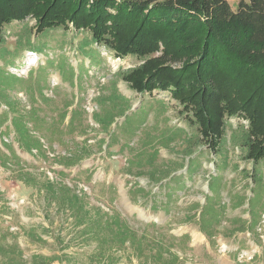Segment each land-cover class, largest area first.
Listing matches in <instances>:
<instances>
[{
	"label": "trees",
	"instance_id": "trees-1",
	"mask_svg": "<svg viewBox=\"0 0 264 264\" xmlns=\"http://www.w3.org/2000/svg\"><path fill=\"white\" fill-rule=\"evenodd\" d=\"M233 1L235 4L229 0H0V61L4 63L0 67V105L6 109L0 114V128L6 122L10 123L5 126V131L0 130L1 144L8 149V154H5L0 146V157L15 161L19 167L18 180L27 181L20 174L22 161L15 147L5 141L11 135H14L21 152L43 159H46L47 151L41 140L62 145L64 152L55 161L65 168H72L93 154L85 144H76V149L72 150L65 139L76 131L81 135L87 133L83 125L82 99L71 110L75 99H68L63 108H56L58 116L54 115L55 109L49 110L52 116L47 112L40 115L42 106L52 105L51 99L44 94L48 87L47 77L59 73L62 82L71 86L77 79L81 92L80 80L89 74L84 61L78 67L73 66L61 48L56 61L48 59L46 65L30 69L31 86L25 88L18 85L22 83L24 86V80L6 70L13 64L6 53L7 29L15 22L28 26L25 22L34 20L35 25L30 28L36 36L63 29L65 33L72 31L74 39L80 37L78 45L72 44L71 50L85 60L89 59L91 64L102 62V50L113 54L116 59L136 57L139 64L121 72L122 80L142 97L164 93L168 97L165 100L176 101L180 113L190 125L196 126L198 141L206 144L209 151L221 155L230 120L244 121L239 131L241 134L233 133L231 140L242 150L241 158L254 164L252 170L255 173L257 165L264 160V0ZM31 34L30 31L27 34V52L39 56L47 53V49L34 45ZM20 90L31 97V109L23 108L21 102L12 96ZM118 98L122 101L119 113L123 115L127 110L125 99ZM165 100H157L163 110L168 104ZM37 102L44 105L36 108ZM97 104L101 109L92 119L102 128L103 135L108 134L116 118L115 98L109 100L107 95H103ZM108 104L110 109L106 108ZM144 110L141 107L140 111L133 112L124 123L143 113L145 117L139 125L143 124L147 116ZM191 138L187 135L185 140L193 142ZM190 144L184 156L188 159L186 172L192 178L200 166L199 158L205 153L199 150L194 156L193 144ZM51 150L55 152L53 145ZM227 158L226 155L224 159ZM5 162L1 163L4 167L8 164ZM227 167V162L216 165L219 172ZM234 170L239 171V166ZM241 170L248 171L245 167ZM60 173L64 175V172ZM151 177L159 188L164 186L168 198L187 188L182 176L170 174L164 183L162 180L166 179H156L154 174ZM252 180L257 185L258 179ZM219 183L220 180L212 178L208 182L210 195H205L204 203L198 202L192 207L193 210L199 208L198 214L186 216V220L195 224L212 246L219 234L228 239L237 233H252L258 223L253 208L250 209L252 217L248 219H228V209L241 208L245 196L229 192L230 204H223ZM44 189L48 205L53 201L71 210L75 229H78L77 237L98 241L100 261L109 259L107 253L129 246L141 264H182L178 250L174 249L185 250L190 235H169L168 246L161 242L151 245L145 235L140 237L119 215L102 214L100 210L94 214L87 212L81 196L65 185L50 182ZM140 192L144 190L141 188ZM257 193L249 199L251 202L259 198ZM250 205L254 207L252 203ZM225 221H230L231 226L222 227ZM147 226L154 228L158 224ZM25 235L33 242H46L33 230ZM67 256L33 254L29 260L17 241L6 246L0 240V264H69L64 263Z\"/></svg>",
	"mask_w": 264,
	"mask_h": 264
},
{
	"label": "rangeland",
	"instance_id": "rangeland-1",
	"mask_svg": "<svg viewBox=\"0 0 264 264\" xmlns=\"http://www.w3.org/2000/svg\"><path fill=\"white\" fill-rule=\"evenodd\" d=\"M229 2L235 4L233 0ZM25 23L29 25L15 22L7 29L6 53L13 64L8 65L6 70L10 75L24 80L26 82L24 86L22 83L18 85L25 88L31 86L30 69L34 70L41 64L46 65L48 59L56 61L61 54V48L67 53L73 66L78 67L84 61L89 74L80 80L83 84L81 92L77 87L74 89L68 83H63L59 73L50 74L46 80L48 87L44 94L51 99L52 105L42 103L44 105L42 106L37 102L35 106L36 108L42 106L43 111L40 115L47 112L52 116L49 110L55 109L54 115L58 116L56 108H63L64 103L68 99L71 100V91H76V103L83 100L82 110L85 114L83 125L87 133L81 135L76 131L65 139L69 141L68 145L72 150L76 149V144L81 146L85 144L86 148L90 147L93 150V154L80 164L65 168L55 161V158L64 152V147L57 142L50 144L45 139L41 140L47 151L46 159H43L21 152L14 141V135L6 138L5 141L15 147L22 161L20 174L27 181L18 180L19 167L15 161L0 157V240H3L6 246L17 241L25 252V258L29 260L33 254L45 256L64 254L68 255L64 263L69 264H141L129 246L107 253L110 255L109 259L100 261L97 254L98 241L90 242L83 237H77L78 229H75L71 210L53 201L48 205V195L44 186L52 182L61 183L81 196L82 202L87 205L86 211L91 214L100 210L102 214L119 215L140 237L145 235L151 245L161 242L168 246L169 235L177 237L190 235L185 250L174 249L178 250L182 264H264V160L257 165L253 173L254 164L241 158L242 150L235 147L231 140L233 133L241 134L239 131L244 121L230 120L221 146L223 149L221 155L209 151L206 144L198 141L199 132L196 126L188 123L186 117L180 113L176 101H166L167 98L160 94L142 97L122 80L119 75L121 72L139 64L136 57L116 59L113 54L102 50V62L91 64L89 59L85 60L71 50L72 44L77 46L81 40L80 37L74 39L72 31L65 33L63 29H59L36 36L33 28H30L35 25L34 20ZM29 31L32 33L34 45L47 49V53H41L32 60H29L27 54L29 48H26ZM19 48L26 50L20 51ZM36 61H39V64ZM3 66L4 63L0 61V67ZM113 81L116 82L115 86L118 83L120 90L131 99L133 109L120 115L122 101L119 98L115 100L116 118L110 132L103 135L99 125H92L94 118L87 114L89 113L87 104L91 99L97 104L105 93L107 96L109 94L114 96ZM12 96L21 102L23 108L31 109L33 101L25 92L20 90ZM157 100H165L168 103L164 110ZM97 106L94 114L100 112L101 107L98 104ZM141 107L145 109L147 115L143 124L139 125L145 117L143 113L124 123L127 116L131 117L133 112L140 111ZM5 110V106L0 105V114ZM9 124L6 122V125ZM6 125L0 130L5 131ZM138 125L139 128L135 131ZM31 126L32 124L30 128ZM187 135L193 137L191 138L193 142L190 143L193 144L194 156L199 150L205 153L199 158L200 166L198 165L192 178L186 172L188 159L184 156L191 145L185 140ZM170 138L173 141H168ZM1 143L0 137V146ZM52 145L55 152L51 150ZM2 149L8 154L7 148L2 146ZM226 155L228 158L225 160ZM2 161L8 164L4 167ZM221 162L228 163L223 172L217 171L216 168ZM236 166H239V171L234 170ZM242 167L248 171L243 172ZM60 172H64V175ZM259 172L261 174H258ZM152 174L159 180L166 179L170 174L182 176L187 182V188L168 198V191L164 186L156 189L158 184L155 185L152 181L154 180ZM212 178L220 180L223 204L227 202L230 204L229 192L245 196L241 208H229L227 216L229 220L248 219L252 217L250 209L253 208L258 223L253 227L252 233L248 231L237 233L228 239L219 234L212 246L195 224L186 220V216L197 215L199 212V208L193 210L192 207L198 202L204 203L207 192L210 195L208 182ZM252 178L258 179L257 185ZM167 179L162 180V183L168 181ZM141 188L144 190L142 193ZM173 188H176L175 185ZM256 191L259 198L251 202L249 199H253ZM152 223H157L158 226L149 228L147 225ZM224 226L230 227V221L223 222L222 227ZM31 230L46 242L30 240L25 234Z\"/></svg>",
	"mask_w": 264,
	"mask_h": 264
},
{
	"label": "crops",
	"instance_id": "crops-1",
	"mask_svg": "<svg viewBox=\"0 0 264 264\" xmlns=\"http://www.w3.org/2000/svg\"><path fill=\"white\" fill-rule=\"evenodd\" d=\"M114 82V93H113V95L114 96H110L111 94H109L107 97L109 98V100H111V98H115V100H117L118 99V96H120V97H123L124 99H125V108H127V110L124 112V113H129V111L131 110V109H133V106H132V101H131V99L129 98V97H127L121 90H120V87H119V85H118V83H117V86H115V84H116V82L115 81H113ZM70 85V84H69ZM78 85H79V83H78V81H77V79H75V81H74V85H70V87L71 88H74L75 89V87H77L78 88ZM75 93H76V91H74V90H72L71 91V93H70V98H71V100L73 99V97L74 96H76V97H74V99L75 100H73V101H75V103H76V100H77V95H75ZM78 94V93H77ZM105 96H106V93L104 94ZM167 101V100H166ZM169 102H171V101H173V100H168ZM73 107H74V105L70 108V110L71 109H73ZM106 108H108V109H110L111 108V105H106ZM113 124V123H112ZM111 127H112V125H111Z\"/></svg>",
	"mask_w": 264,
	"mask_h": 264
},
{
	"label": "built area",
	"instance_id": "built-area-1",
	"mask_svg": "<svg viewBox=\"0 0 264 264\" xmlns=\"http://www.w3.org/2000/svg\"><path fill=\"white\" fill-rule=\"evenodd\" d=\"M27 54H28V58H29V60H32L34 57H36L37 55L36 54H33L32 52H27ZM39 62V61H38ZM37 61H36V63H38ZM32 63H33V61H32ZM33 64H35V62L33 63ZM39 64V63H38ZM154 95H156V93H154ZM162 97H165V98H168L167 96H166V94H160ZM98 106H97V104L93 101V99H91L89 102H88V104H87V112H89V113H87V114H91L92 115V117H93V115H94V110H95V108H97ZM92 125H96L95 123H94V121H93V123H92ZM156 189L157 190H159V185L156 187Z\"/></svg>",
	"mask_w": 264,
	"mask_h": 264
}]
</instances>
